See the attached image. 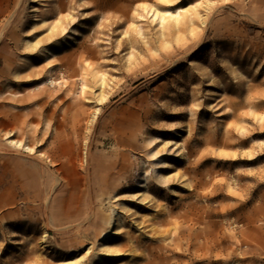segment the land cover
Instances as JSON below:
<instances>
[{"label": "rangeland", "instance_id": "rangeland-1", "mask_svg": "<svg viewBox=\"0 0 264 264\" xmlns=\"http://www.w3.org/2000/svg\"><path fill=\"white\" fill-rule=\"evenodd\" d=\"M0 264H264V0H0Z\"/></svg>", "mask_w": 264, "mask_h": 264}]
</instances>
